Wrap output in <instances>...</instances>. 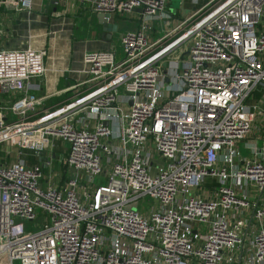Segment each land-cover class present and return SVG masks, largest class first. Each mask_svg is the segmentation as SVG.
Segmentation results:
<instances>
[{"label":"built area","instance_id":"obj_1","mask_svg":"<svg viewBox=\"0 0 264 264\" xmlns=\"http://www.w3.org/2000/svg\"><path fill=\"white\" fill-rule=\"evenodd\" d=\"M168 3L92 0L138 11L139 28L120 58L87 53L56 105L30 93L46 52L0 49V264H264V0H199L180 18ZM207 176L222 187L203 191Z\"/></svg>","mask_w":264,"mask_h":264},{"label":"crops","instance_id":"obj_2","mask_svg":"<svg viewBox=\"0 0 264 264\" xmlns=\"http://www.w3.org/2000/svg\"><path fill=\"white\" fill-rule=\"evenodd\" d=\"M32 1V10L28 12L0 8V49L45 51L47 71L43 78L33 82L30 93L38 98H48V106L56 105L72 96L68 90L72 85L87 79V66L84 64L87 53L112 47L117 49L115 40L120 31V20L116 16L108 19L95 13L92 0ZM174 16L180 18L182 15ZM126 17L135 20L136 26L134 30L127 28L125 31L137 30L140 13L135 11ZM107 20L118 25V31L112 33L111 38L104 33L103 22ZM124 32L119 35L120 43ZM245 147L243 150L250 157L251 153ZM249 219L247 213L248 223Z\"/></svg>","mask_w":264,"mask_h":264},{"label":"rangeland","instance_id":"obj_3","mask_svg":"<svg viewBox=\"0 0 264 264\" xmlns=\"http://www.w3.org/2000/svg\"><path fill=\"white\" fill-rule=\"evenodd\" d=\"M197 4H199V0H187L185 2L183 0H170L167 5V11L174 15H178L180 13L182 16H186L193 10L194 6ZM1 8H4V6H1ZM116 17H118L120 20L119 21L120 31L116 35V40H115L116 47L118 50V58H120L123 55V50H122L120 40L118 39L119 35L123 33L127 28L134 30L136 26V21L130 20L126 16H123V15H117ZM160 35H162L161 32H158L157 37ZM257 147L263 148L264 141L262 140L258 141ZM53 148H54L53 152L57 157V160L54 162L53 170L60 171L63 165V161L67 154V145L63 141L57 140L53 142ZM11 152L13 155H17V156L19 155L18 153L23 152L22 162L25 164L31 165L37 161V159L34 156H32L31 153L28 151H20L17 148H14V149L11 148ZM242 152L244 156L248 155V153L243 150V147H242ZM223 166H224V161H221L219 165L220 169H222ZM45 171L48 177L53 172L51 168H46ZM102 177L106 179L105 176H102ZM96 181L102 184L106 183L105 180L102 181L100 179H97ZM227 186H231V184L228 183ZM220 187H222V180H220V177L207 176L202 185V189L205 192H209V191L215 192V190L218 191ZM155 206L156 204H154L153 201H151V199H146L140 202V211L145 216H149L153 212ZM15 264H20V263L16 261Z\"/></svg>","mask_w":264,"mask_h":264},{"label":"water","instance_id":"obj_4","mask_svg":"<svg viewBox=\"0 0 264 264\" xmlns=\"http://www.w3.org/2000/svg\"><path fill=\"white\" fill-rule=\"evenodd\" d=\"M104 16H107L108 19L111 18L110 15H104ZM107 17H105V18H107ZM103 24H104V33L105 34H109L108 35L109 38H111V34L112 33H116L118 31V25L111 24V23L108 22V20L103 22ZM105 126H108V123H105Z\"/></svg>","mask_w":264,"mask_h":264}]
</instances>
